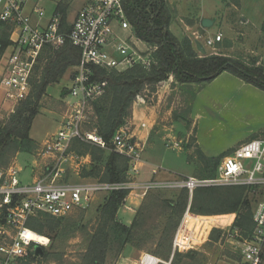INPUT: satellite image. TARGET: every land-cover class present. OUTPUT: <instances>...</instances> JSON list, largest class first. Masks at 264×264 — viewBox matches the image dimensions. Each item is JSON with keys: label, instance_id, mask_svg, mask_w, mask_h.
<instances>
[{"label": "rangeland", "instance_id": "374dc122", "mask_svg": "<svg viewBox=\"0 0 264 264\" xmlns=\"http://www.w3.org/2000/svg\"><path fill=\"white\" fill-rule=\"evenodd\" d=\"M57 1L59 0H42L47 16L53 12ZM87 1L88 0L68 1L69 12L66 18V25L68 27H70L72 19L77 11ZM227 1L228 5L231 3L238 5L237 0ZM262 1L264 3V0ZM204 2L207 13H212L211 16L214 17L211 18H215L211 26L203 28L197 23L188 30L187 28L185 30L181 28L180 33H178V29H176L174 25H171V30L176 35H182L183 37L188 36L198 55L203 54L195 48L193 43L195 39H198L204 45L206 49L204 55L223 54L231 59L237 61L241 60L249 66H262L264 69V5L261 8L257 3H254V0H245L243 9L239 10L230 5V9L228 7V9L225 8V10H223V7L212 12L214 1L205 0ZM219 2L220 0H216L217 4H219ZM258 13H261L262 21H258L260 19ZM242 17L244 18L242 19ZM257 23L262 30L261 33L258 32L259 34L255 31ZM115 29L120 36L128 35V32L121 31L116 25ZM11 33L12 28L9 25L0 28V36L6 34L9 38ZM217 33L221 34V39L219 41H214L212 45H207L206 39L209 38L208 36L214 39ZM258 35L261 36L258 37ZM132 42L144 52L149 48V45L138 40L135 36L132 38ZM11 48L10 42L6 49H4V52L0 54V78L6 58L11 52ZM72 72L73 68H69L58 83L48 86L41 99L39 113L33 119L29 131L31 138L38 141V144L36 142V147L30 152H18L8 159L6 165L15 164L20 171L18 176L23 183L32 180L30 170L35 158L38 160V165L42 166L41 173L39 172L40 174L52 173V170L46 169L45 167L52 165V163L54 164L55 161L52 158H43L39 154L41 151L39 145L48 134L57 131L60 122L74 100L68 94ZM103 93L93 99L88 106L84 129L89 126L91 119H94L92 103L102 96ZM151 93L152 92L148 90H142L140 95L143 96L147 102L153 103L152 99L154 93ZM17 104L18 103H4L2 91H0L1 124L5 123L7 119L10 118ZM157 109L159 118L158 124L155 126L156 132L152 137L150 136L146 143L143 141L144 144H141L143 148L142 151L145 150L141 158L146 162V165L144 168L140 166V174L137 177L138 180H141L139 178L147 177L144 171L148 169L150 171L151 169H156L158 170L156 175L162 174L164 177L170 178H176L180 175L206 176L209 170L205 162L209 161L212 165H214L212 161L215 159L219 162L223 157L222 155L229 152L231 150L230 148L241 140L251 138L264 139V90L243 81L229 71H223L212 80L196 84L190 89H181L180 87V89L178 88L177 90L166 93ZM179 120H183L184 124L183 121L180 122ZM82 141L95 144L89 140ZM71 145L70 143V149ZM68 162L72 164L71 168H65ZM2 163L0 159V167L3 166ZM88 164L89 162L81 160L79 155L68 157L62 162L59 178L65 180L67 177H71L70 174L73 175L76 170L81 172L80 170L83 165ZM74 165L76 168L73 171ZM127 174L129 175L130 173L128 172ZM100 175H102V172H100ZM128 177L129 176H127V179ZM68 180L74 182L77 179ZM98 180L106 181L97 179V181ZM162 191L163 190H153L148 193L149 195L153 194L157 197L155 199V196H152L154 199L151 201V204H143L145 195H143L142 198L139 197V190L132 195L135 199L138 198L140 202L138 205L128 204L126 200L121 203L117 210L118 217H120V219L117 217L119 221L123 220V222H127V217H130V211L127 210L130 209L129 205L133 209L131 212L133 218L138 211L141 212L143 209L146 210L144 224L142 225V223H140V227L138 226L145 241L143 246H141L142 249L136 246L126 245L118 255H115L112 251L107 252L104 264H133V262L145 252L153 253L162 260H168L169 256L173 253L172 241L174 235L171 239V251L168 257H165L167 253L161 255L156 252H160L168 247V243L160 238L164 235L163 229L167 223V219L166 215H158L160 214L161 208L158 206V198L160 197L157 195L166 197L167 199H175L179 191L178 189H164L165 192ZM109 193L110 192L106 191L93 193L92 199L86 208L74 210L65 216V218L61 219L59 221L61 227L58 230V234H60H57L53 241L48 235L43 234V236L49 239L48 244L36 246L35 250L28 254L22 264H82V256L89 241L87 239L89 238V235H87L88 231H90L95 224L100 208L107 199ZM128 196L129 192L125 199ZM255 196L258 200L254 201L252 212L256 211L263 198L262 195L260 196L258 193H256ZM190 197L191 195H189V198ZM124 204H127L128 207L124 206ZM145 206L150 211L145 209ZM218 215L219 214L201 216L188 214L184 220L180 219L182 221H179V225L181 223L178 232L179 240L186 239V236L185 238L182 236L185 233L187 236H192L194 238V248L192 249L197 251L191 258H183V261L192 262L193 264L242 263V258L238 251L239 241L248 238L250 234L246 236L244 233L234 229L232 221L230 227L222 228L224 232L217 240L214 239V241L209 242L210 231L216 226L212 224L220 223L221 221L219 218L222 216L220 217ZM225 217L232 219L233 216L223 215L222 218L224 219ZM131 222L128 225H130ZM72 224H74V227H69ZM210 227L212 228L210 229ZM141 230L146 231L142 232ZM169 230L170 229L167 230L166 234H168ZM86 232L87 234H85ZM189 249H183L181 252H185ZM172 262L177 264L173 260ZM179 264L185 263L181 262Z\"/></svg>", "mask_w": 264, "mask_h": 264}, {"label": "built area", "instance_id": "2783aa9c", "mask_svg": "<svg viewBox=\"0 0 264 264\" xmlns=\"http://www.w3.org/2000/svg\"><path fill=\"white\" fill-rule=\"evenodd\" d=\"M6 25L12 28L9 37L12 48L0 78L4 103L16 104L29 94L35 66L46 48L59 49L69 42L79 50L80 56L68 87V94L74 100L57 131L47 136L40 145L39 154L55 161L46 167L52 173L36 175L30 182L23 183L15 164L0 167V264H22L36 246L48 244L47 237L46 244L30 237V228L27 226L30 218L40 213L55 217L67 216L74 210L86 208L92 194L98 191L127 190L134 193L139 190L142 196L151 190L164 189H186L192 195L198 187L216 185L264 188L262 138H251L239 143L222 157L212 177L180 175L176 178L138 180L143 148L123 126L115 131L111 143L115 151L129 160L128 179L79 183L60 180L62 162L73 156L68 146L74 139L89 140L100 147H106L99 134L84 129L88 106L104 92L107 85L106 80L96 78V68L116 71L134 65L147 68L151 65L156 47L149 46L144 52L132 42L135 35L131 31L122 0H88L77 11L68 30L63 28L60 16L54 10L47 16L42 0H0V28ZM115 25L121 31L128 32V35H118ZM220 39L221 34L217 33L214 39H206V44L212 45ZM188 214L192 215L187 210L182 220ZM223 215L231 213L218 216ZM222 217L219 218L220 223L212 224L216 225L214 228L231 226L233 220ZM253 221L250 236L239 241L241 264L261 263L264 248V191L253 214ZM180 225L173 238V253L175 250L194 248L192 236L185 233L182 236H186V239L179 240ZM173 253L168 260H162L153 253L145 252L133 264H174Z\"/></svg>", "mask_w": 264, "mask_h": 264}, {"label": "trees", "instance_id": "16d2710c", "mask_svg": "<svg viewBox=\"0 0 264 264\" xmlns=\"http://www.w3.org/2000/svg\"><path fill=\"white\" fill-rule=\"evenodd\" d=\"M68 1L70 0H59L54 8L65 30L69 28L66 25ZM122 2L135 37L149 46L156 47L152 53L151 65L147 68L134 65L122 71L96 68V78L106 80L107 85L103 95L92 103L94 119H91L86 130H94L99 134L105 141L106 147H99L80 139L71 142V150L79 155L90 156V165L83 169L82 174L106 181L127 179L129 160L114 150L111 140L115 131L131 118L132 104L142 90L155 92L157 84L170 75L181 84H201L212 80L223 71H229L243 81L264 90L262 66L252 67L223 54L198 55L188 36L174 35L169 29L173 16L167 0H122ZM9 43L8 35L0 36V54ZM194 46L196 48L195 43ZM79 56V50L69 42L59 49L48 47L39 56L30 80L29 94L18 102L15 111L5 123L0 122L2 167L7 166L8 159L18 152H30L36 147V142L31 138L29 131L33 119L39 113L41 99L48 86L58 83L69 68H75ZM212 162L214 165L209 161L205 162L209 171L206 176L201 177H212L216 174L219 162L217 159ZM178 191L175 199L157 195L160 197L158 206L161 208L158 215H166L167 219L163 229L164 235L160 238L168 243V247L156 252L161 255L167 253L165 257L170 255L172 236H175L179 221L187 210L191 214L201 216L235 213L233 228L246 236L251 234L254 227L252 207L254 201L258 200L255 194L258 193L263 197L264 188L245 185L198 187L194 189L190 198L188 190ZM149 192L145 194L143 204H151V201L157 198L153 194L149 195ZM127 194V190L109 193L100 208L95 224L91 230L89 229L88 234L85 233L89 235L87 238L89 241L82 256V264H104L107 252L112 251L118 255L126 245L142 249L145 240L138 226L140 227V223L144 224L146 210L138 211L130 225L119 221L116 216ZM145 209L150 211L146 206ZM63 218L65 216L55 217L40 213L30 218L27 226L32 231L48 235L53 241L61 227L59 221ZM73 225L69 227H74ZM168 229L170 230L166 234ZM223 232L222 229L212 228L209 242L217 240ZM196 252L195 249L185 252L175 250L173 261L177 264L181 262L193 264L183 261V258H191ZM261 258L260 264H264V248Z\"/></svg>", "mask_w": 264, "mask_h": 264}, {"label": "crops", "instance_id": "0c3cea01", "mask_svg": "<svg viewBox=\"0 0 264 264\" xmlns=\"http://www.w3.org/2000/svg\"><path fill=\"white\" fill-rule=\"evenodd\" d=\"M205 0H167L168 5L170 6V10L172 13V22L169 25V29L170 31L176 35L172 30H171V25H174V27L176 29H178V33H180V29L183 28L184 30L187 28L190 29L192 26L196 25L197 23L201 25V19L204 17H214L211 16V14L207 13V10L205 9ZM213 8H212V12H214L217 9L223 8V10H225V8L229 9L231 8V6H234L236 9H243V3L245 0H237L238 5H235L234 3H231L230 5H228V1L227 0H220L219 4L216 3V0H213ZM254 3H257L258 6H260L261 8L263 7L264 3L262 0H254ZM260 15V19L258 21H262L261 20V13H258ZM258 17V16H257ZM244 17H242L243 19ZM215 19V18H213ZM193 23V24H192ZM195 23V24H194ZM261 23V22H260ZM260 26L257 23V28H256V32L257 34L261 33L262 30L259 28ZM204 28V27H203ZM206 31V29H205ZM195 32V31H194ZM193 32V34H194ZM259 32V33H258ZM176 36H182V35H176ZM208 36V35H207ZM261 35H258V37H260ZM211 37V36H208ZM196 85V83H187V84H181L178 83L177 81L174 80V77L172 75H170L168 78L160 81L157 84V89L155 90V92H153V103H149L146 101V99L143 98V96H140L139 98H136L132 104V115L131 118L129 119V121L123 126L126 127L134 136L135 138L141 143L144 144L143 141H145V143L148 141V139L150 138V136L152 137V135L156 132L155 131V126L158 124V105L161 103L163 96H165L166 93L173 91V90H177L178 88L181 89H190L192 86ZM180 122L183 120H179ZM144 124V125H142ZM184 124V121H183ZM54 133V132H53ZM52 134V133H51ZM158 134V133H156ZM50 134H48L47 136H49ZM35 142L38 141L35 140L34 138H32ZM45 140V138L40 142L41 143ZM248 140V139H247ZM245 140H241L239 142H237L233 147H231L230 149L232 150L234 147H236L239 143L243 142ZM39 145V146H40ZM70 145V144H69ZM230 150V151H231ZM68 151L71 155H79L76 152H74L73 150H71L68 146ZM145 151V150H144ZM144 151H142L141 153V157L142 154L144 153ZM229 151V152H230ZM226 152L224 155H226ZM222 155V156H224ZM81 157V160H83L84 162H89L88 165H83V167L81 168V172H78L79 170H76L74 172L73 175L70 174L71 177H67L65 180L63 179V181H68L70 182L68 179H77L74 181V183H79V182H92L97 180V178L91 177V176H84L82 174V171L85 167H88L90 165L89 161L90 156L89 154H83V155H79ZM146 162H144V160L142 159V165L141 168L145 167ZM45 166V165H44ZM72 164H70L69 162L67 163V165L65 166V168H71ZM48 167V166H46ZM45 167V168H46ZM41 168L42 166L38 165V160L37 158H35L33 160V166L30 170L31 173V177L33 178L36 175H39L41 172ZM75 165L73 166V171L75 169ZM160 169V167H159ZM158 170L156 169H151V171L145 170L144 174L147 175V177H142L139 178L141 180L145 179V180H149V179H166V178H170V177H164V175L162 174H158L156 175L158 172ZM40 172V173H39ZM150 173V174H149ZM149 174V175H148ZM142 175V174H141ZM141 177V176H140ZM60 179V178H59ZM62 180V179H60ZM135 193V192H134ZM133 193H129V196L124 199L126 200V203L128 204H139L140 202L138 201V198H134ZM143 196V195H142ZM142 196L140 195L139 197L142 198ZM135 205V206H137ZM124 206H127V204H124ZM128 207V206H127ZM129 208L131 209H127L130 211V217H127V222H123V220L121 222L125 223V224H129L132 221L133 215H132V207L129 205ZM185 214V213H184ZM126 215V214H125ZM192 215H196V214H192ZM221 215V214H220ZM231 215H233L232 220H234V213H231ZM184 216V215H183ZM117 217H118V211H117ZM120 219V217H118ZM183 218V217H182ZM209 232V231H208ZM207 232V233H208Z\"/></svg>", "mask_w": 264, "mask_h": 264}, {"label": "water", "instance_id": "95a60500", "mask_svg": "<svg viewBox=\"0 0 264 264\" xmlns=\"http://www.w3.org/2000/svg\"><path fill=\"white\" fill-rule=\"evenodd\" d=\"M213 22H214V19L213 18L204 17V18L201 19V25L204 28H207V27L211 26L213 24ZM194 43L196 45V49L200 53L205 54L206 49H205L204 45L201 43V41H199L198 39H195L194 40Z\"/></svg>", "mask_w": 264, "mask_h": 264}, {"label": "bare ground", "instance_id": "6f19581e", "mask_svg": "<svg viewBox=\"0 0 264 264\" xmlns=\"http://www.w3.org/2000/svg\"><path fill=\"white\" fill-rule=\"evenodd\" d=\"M30 237H32V239H34L35 241H38L43 244H46L48 241L46 236H43L42 234H39L32 230H30Z\"/></svg>", "mask_w": 264, "mask_h": 264}]
</instances>
